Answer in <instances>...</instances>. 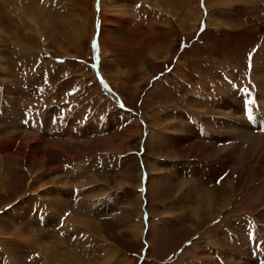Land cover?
Instances as JSON below:
<instances>
[{
    "label": "rangeland",
    "instance_id": "rangeland-1",
    "mask_svg": "<svg viewBox=\"0 0 264 264\" xmlns=\"http://www.w3.org/2000/svg\"><path fill=\"white\" fill-rule=\"evenodd\" d=\"M262 53L264 0H0V157L3 143L60 150L33 190L20 161L0 177V235H14L0 264H42L45 245L51 264H257L247 246L264 258V160L216 111L233 103L225 94L240 106L241 88L264 87ZM40 114L41 133L24 127ZM227 181L234 203L203 215L205 188Z\"/></svg>",
    "mask_w": 264,
    "mask_h": 264
},
{
    "label": "bare ground",
    "instance_id": "bare-ground-1",
    "mask_svg": "<svg viewBox=\"0 0 264 264\" xmlns=\"http://www.w3.org/2000/svg\"><path fill=\"white\" fill-rule=\"evenodd\" d=\"M158 3V2H157ZM4 16V15H3ZM18 30V29H17ZM16 30V32H17ZM101 30H104L103 28ZM151 30V29H150ZM41 37V36H40ZM19 38V37H18ZM24 38H19V40H17V42L19 44H21L23 46L24 42ZM28 43V42H27ZM103 50V49H102ZM4 60L2 58H0V69L5 70L4 67ZM3 63V65H2ZM7 70V69H6ZM9 70V68H8ZM2 73V72H1ZM111 80V79H110ZM114 83V80H112ZM261 93V90H255L252 91L251 93H249V98H247L244 103L242 104V102L240 101V106L236 103L235 101V97H233L232 93H228L225 94L229 97V99H231V101H233V103L228 102L227 104H225L224 107L220 108V111H216L217 113H221L222 117H228L230 119L229 124L225 125V130L224 131H228L230 134L233 133V136L231 137L232 139L235 140H239L241 141V143L244 145L246 151L245 153H251V155H253L252 157H254V161H257V159H262V162L264 160V156H259L257 155V151L258 148L257 146L259 145V143H263L264 144V132L263 131H257L256 129H254V127L250 126L249 123L247 122L249 120L250 123L255 122L256 125H258V122L256 120L255 117H252L251 114V104L253 102H255V107L252 111L253 114L256 115L257 118H259L260 116L264 117V98H260L259 95ZM242 105V106H241ZM247 107V116H244L243 112H241L242 110L245 111ZM230 110H233L237 115H230ZM233 112V113H234ZM245 113V112H244ZM247 120V121H246ZM178 124V123H177ZM180 124V123H179ZM182 124V123H181ZM186 124V123H185ZM174 123H172V127H173ZM171 126V125H170ZM181 126L177 127V131H180ZM19 138V137H18ZM152 141V140H151ZM158 142V141H157ZM25 147L24 151H15V152H10V149L8 147H5L4 143L2 144V148L4 150V154L2 155V158L0 157V177L3 178L5 177L8 173H10V166L9 163L11 161H15L18 165L19 161L24 164L23 167L27 168L28 172L30 174H32V181H30L27 185V191L28 190H33L34 188L32 187V183L34 182V180H38V178L40 177V175H42L43 172H46L47 170L53 169V162H55L53 159H55V157L53 156L54 151H60L59 149H54L52 147H50V145H45L44 150L42 152V154H38L37 152H35V150L33 148H31V145L25 141ZM157 144V143H156ZM57 145V144H56ZM223 145V144H222ZM225 146H221L219 148H214L211 147L210 144L208 143H200V148L201 150H203L204 148V153H206L208 148H213L214 150L212 151L213 156L216 154H222V160L224 161L225 159H232L233 156L231 155H235L234 151L235 149L233 148V145H229L228 143L224 144ZM248 145L252 146V147H248ZM34 147V146H33ZM55 147V146H54ZM218 147V146H217ZM60 148V147H59ZM18 149V148H17ZM36 149V148H35ZM63 149V148H62ZM217 149V150H216ZM20 150V149H19ZM216 150V151H215ZM37 151V150H36ZM223 151V152H221ZM66 152V151H65ZM174 152V151H173ZM256 156V157H255ZM65 158V157H63ZM243 158V157H242ZM67 159V157H66ZM253 159V158H252ZM259 159V160H260ZM244 160V159H243ZM18 161V162H17ZM240 160H237V164H235L234 168L232 170L235 171H239L241 170V162H239ZM3 162H6L5 164ZM251 162V159L249 160V163ZM17 165H14V167H12L13 169L16 168ZM237 166V167H236ZM233 167V166H232ZM151 170V169H150ZM15 173V172H14ZM12 174V173H11ZM10 174V175H11ZM255 174V173H254ZM6 178V177H5ZM233 179V178H232ZM9 180V179H8ZM252 182V181H251ZM3 182L1 183L0 181V186H2ZM34 185V184H33ZM3 187V186H2ZM225 189L227 190L226 193H224V191H220ZM206 193H203L205 196H207V206L208 208H206V210L202 211L201 213L204 215V212L206 215L210 216V218L216 217V215L221 212L222 209L227 208L231 203H234V198L236 197V193L231 189V185L230 182L227 181L226 183H222V184H218V186H210V187H206L205 188ZM234 196V197H233ZM247 196V195H246ZM240 198V197H239ZM242 197L239 199L240 201H242ZM245 199V198H244ZM246 200V199H245ZM237 205H234V207ZM220 209V210H219ZM13 210V209H12ZM53 212L56 214L60 213L61 208H54L52 209ZM246 210V209H245ZM1 213V212H0ZM200 213V214H201ZM8 214L10 213H6V214H2L0 215V226L3 227L4 229L8 226ZM196 212L195 217H199L200 214H198ZM15 218V217H14ZM200 219H198L199 222ZM10 226V225H9ZM93 226V225H92ZM19 227H15L13 229H11L13 232L17 233ZM94 228V227H93ZM2 229H0V233H1ZM138 230H136L137 232ZM141 233V232H140ZM2 234V233H1ZM11 234V233H10ZM9 234V235H10ZM13 234V233H12ZM21 234V233H20ZM3 235V234H2ZM1 236L0 238L2 243H6V241H8L7 239L12 236ZM32 235V234H31ZM19 236V235H18ZM22 238V237H21ZM25 238V237H24ZM32 238V237H31ZM23 239V238H22ZM22 241V240H21ZM39 241V240H38ZM29 242V241H28ZM34 243V244H33ZM31 241L30 245H36V243L33 241ZM29 244V243H28ZM39 244V243H38ZM45 245V244H44ZM46 246V247H45ZM45 246H41L42 251L39 254V258L41 260H43L42 264H51V259H50V255L52 253V249L45 245ZM31 247V248H32ZM40 246H38L39 248ZM49 247V248H47ZM9 249V248H8ZM37 249V248H36ZM10 251V250H9ZM7 256V255H6ZM13 256V255H12ZM8 257V256H7ZM12 261V260H11ZM10 263V261H9Z\"/></svg>",
    "mask_w": 264,
    "mask_h": 264
},
{
    "label": "crops",
    "instance_id": "crops-1",
    "mask_svg": "<svg viewBox=\"0 0 264 264\" xmlns=\"http://www.w3.org/2000/svg\"><path fill=\"white\" fill-rule=\"evenodd\" d=\"M264 58V55H263V53L260 55V59L262 60ZM259 59V60H260ZM257 64H258V66L260 67V65H261V63H259V62H255L254 63V66H253V79L255 80V81H258V78H259V75H258V72H259V74H260V72H261V69H259L258 67H257ZM247 107H246V109H245V113L243 112V114H244V116H247ZM248 123H249V120L247 121ZM1 241V240H0ZM12 260V261H11ZM8 261H10V263L9 264H18V263H16V261L15 260H13V257H9L8 258Z\"/></svg>",
    "mask_w": 264,
    "mask_h": 264
}]
</instances>
